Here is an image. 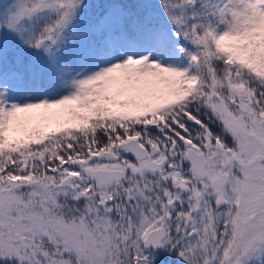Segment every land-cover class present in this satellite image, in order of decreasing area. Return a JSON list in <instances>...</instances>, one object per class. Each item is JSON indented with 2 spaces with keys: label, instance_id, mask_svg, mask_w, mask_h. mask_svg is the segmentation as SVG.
<instances>
[{
  "label": "snow or ice",
  "instance_id": "obj_1",
  "mask_svg": "<svg viewBox=\"0 0 264 264\" xmlns=\"http://www.w3.org/2000/svg\"><path fill=\"white\" fill-rule=\"evenodd\" d=\"M0 264H264V0H0Z\"/></svg>",
  "mask_w": 264,
  "mask_h": 264
}]
</instances>
